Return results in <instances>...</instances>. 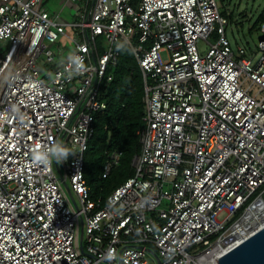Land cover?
<instances>
[{"label":"built area","instance_id":"obj_1","mask_svg":"<svg viewBox=\"0 0 264 264\" xmlns=\"http://www.w3.org/2000/svg\"><path fill=\"white\" fill-rule=\"evenodd\" d=\"M70 1L73 22L0 0V264H202L235 246L264 213V21L233 51L216 0ZM123 44L143 78L140 152L91 199L84 153Z\"/></svg>","mask_w":264,"mask_h":264},{"label":"trees","instance_id":"obj_2","mask_svg":"<svg viewBox=\"0 0 264 264\" xmlns=\"http://www.w3.org/2000/svg\"><path fill=\"white\" fill-rule=\"evenodd\" d=\"M262 21L264 8L253 28H258ZM112 73V81L102 85L106 109L94 116L84 153V177L91 199H105L131 177L132 161L140 152L138 131L143 125L144 87L142 73L129 47H121ZM116 151L121 152L118 163L104 175L107 159Z\"/></svg>","mask_w":264,"mask_h":264},{"label":"rangeland","instance_id":"obj_3","mask_svg":"<svg viewBox=\"0 0 264 264\" xmlns=\"http://www.w3.org/2000/svg\"><path fill=\"white\" fill-rule=\"evenodd\" d=\"M217 7L223 16L227 18L228 24L225 26V36L230 43L233 51H236L238 46L253 48L259 40L262 39L258 28H253L259 15L263 12L264 0H216ZM43 10H47L51 14H58L60 19H66L69 22L75 21V19L69 15V10L64 7L63 3L59 0H45L43 3ZM101 41V40H100ZM215 42V37H209L207 41H197V49L200 55H204L209 44ZM9 47L8 43H0L1 56L5 53V50ZM122 47H128L123 44ZM165 59V55H163ZM249 82L246 81L244 86H248ZM256 86L251 87V92L257 91ZM58 162V161H57ZM60 175L64 179L62 183V190L64 191L69 206L73 207L72 196L68 194L67 174L63 168H60ZM81 236V225L78 222L75 227V244L78 245Z\"/></svg>","mask_w":264,"mask_h":264},{"label":"water","instance_id":"obj_4","mask_svg":"<svg viewBox=\"0 0 264 264\" xmlns=\"http://www.w3.org/2000/svg\"><path fill=\"white\" fill-rule=\"evenodd\" d=\"M218 264H264V225L221 254Z\"/></svg>","mask_w":264,"mask_h":264},{"label":"bare ground","instance_id":"obj_5","mask_svg":"<svg viewBox=\"0 0 264 264\" xmlns=\"http://www.w3.org/2000/svg\"><path fill=\"white\" fill-rule=\"evenodd\" d=\"M264 225V213L263 210H261V208H257L256 210H254L252 213H250L245 222L243 223L242 227L239 229L238 235L240 237H246L248 236L250 233H252L254 231V229L259 228V227H263ZM255 229V230H256ZM239 240V238L237 239ZM236 239L234 240L233 244H235V242L237 241ZM232 246H227L226 249L224 250H213L212 252H210L209 257L207 258L206 261H203L202 264H218V259L221 256V254H223L224 252H226V250L228 251Z\"/></svg>","mask_w":264,"mask_h":264},{"label":"crops","instance_id":"obj_6","mask_svg":"<svg viewBox=\"0 0 264 264\" xmlns=\"http://www.w3.org/2000/svg\"><path fill=\"white\" fill-rule=\"evenodd\" d=\"M44 1L45 0H43V3H44ZM59 1L63 3L64 7L71 9V1L70 0H59ZM43 3H42V10H43ZM45 11H47V10H45ZM69 13H70V10H69Z\"/></svg>","mask_w":264,"mask_h":264}]
</instances>
